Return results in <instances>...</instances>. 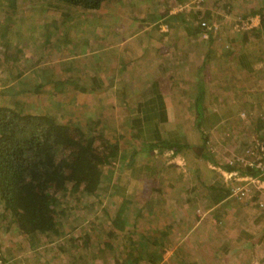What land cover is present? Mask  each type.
Here are the masks:
<instances>
[{"label":"crops","instance_id":"crops-1","mask_svg":"<svg viewBox=\"0 0 264 264\" xmlns=\"http://www.w3.org/2000/svg\"><path fill=\"white\" fill-rule=\"evenodd\" d=\"M144 1L140 11L135 0L102 4L97 12L116 3L121 14L95 20L87 52L64 54V95L75 87L94 95L104 116L108 111L97 123L122 156L105 168L98 197L126 201L137 216L147 215L145 222L157 209L170 210L165 229L152 234L168 254L178 242L164 233H192L206 223L199 225L203 219L190 212L201 200L211 205L205 216L234 212L230 194L214 204L207 188L225 194L224 175L240 169L226 170L242 146L226 138L229 127L252 132V144L264 126V0ZM201 22L217 29L203 37ZM134 23L139 33L123 35L121 28ZM82 71V78L72 77ZM150 230L146 225L143 232ZM110 260L99 255L93 264Z\"/></svg>","mask_w":264,"mask_h":264},{"label":"rangeland","instance_id":"rangeland-1","mask_svg":"<svg viewBox=\"0 0 264 264\" xmlns=\"http://www.w3.org/2000/svg\"><path fill=\"white\" fill-rule=\"evenodd\" d=\"M135 1L137 4L133 5H137L140 11L142 0ZM146 1L152 3V1L158 0ZM0 3H4L0 4V27H3V33H6L8 28L10 30L4 39H0V53L9 55L15 53L16 57L19 56L18 67L23 74L13 83H7L8 78L0 76V104L11 106L21 113L51 116L60 123H72L84 132L90 127L96 128V123L103 120L100 118L101 115H103L102 118L109 117L108 111L104 116L97 110L99 107H96L94 95L80 94L75 87L66 89L67 93L64 95V84L56 85L54 81L64 82V54L73 55V51L76 50L81 51V54L87 52L89 42L92 43L93 38L96 37L95 20L102 21L103 19L100 18L104 17L103 13L119 14L122 7L116 3L107 8L103 6L102 14L100 11L92 13L76 11L73 14L76 25L69 26L72 43L79 39L76 34H81L80 37L83 35L82 38L87 43L80 40L70 45L64 39V25L59 26L58 29L50 30V35H41L46 32L45 30H48L47 25L59 17L57 13L47 7L45 2L18 0L16 3L7 4L1 0ZM7 7H13V9ZM13 10L14 12H12ZM138 13L137 17L141 16V13ZM81 14L84 15L79 18ZM10 22L15 23L17 36L14 34L15 31H11ZM121 29L123 35L127 36L137 34L140 30L137 23L131 26L126 25ZM17 42L19 45L16 44ZM7 43L11 44L6 46ZM29 58L33 59L31 63L26 62ZM39 68H44L43 72H39ZM45 70L47 71L44 72ZM83 73L82 71L80 74H76L77 77H72L75 80L78 77L82 78ZM51 74L53 75L52 84L45 85L38 93H35L34 87L40 82V79H47ZM73 74L75 75V72ZM70 75L71 72H69V77ZM98 128L100 130V127ZM232 129L229 127L230 133L226 135V138L236 139L235 144L242 145L238 148L241 152L234 153V158H242L246 150L252 148L259 134L250 144L252 132L249 131L250 134H248L247 131L239 132L237 129ZM207 147L213 148L210 144ZM215 155L217 152H214L213 156ZM224 156L226 155L218 154L222 160ZM244 170L245 168L239 169V171ZM229 187L230 185H228ZM109 196L110 199L106 196L101 197V195L97 198L80 192L71 193V191L58 194L56 199L58 236L41 238L40 243L35 239V243H37L35 249H30V242L19 234L15 225H10L6 219H0V256L6 260L15 259L17 263L25 262L26 264H93L96 259L93 257L96 252L94 245L98 247L101 245L104 249L99 255L103 258L109 256L110 259L117 257L118 263H121L128 255L137 256L130 250L132 247L130 244L132 241L129 239L130 234L111 236L115 235L116 231L112 225H109L108 220L115 215L124 201H119L113 195ZM99 198L102 202L98 200ZM163 204L165 202L158 201L159 206L162 207ZM208 204L210 203L207 200H201L196 207L190 208L192 216L196 213L198 218L203 219L199 225L206 222L203 226H197L198 228L195 230L192 229V233L185 230H178L172 234L164 233L166 239L176 241L178 245L176 249H170L168 254L164 253L162 263L264 264V190L255 194L251 199L231 204L235 209L229 215H224L226 211L223 215L221 212L218 215L214 210L205 216V210L211 206ZM129 206L126 207L127 210L122 217L128 223V228L133 229L132 226H134L136 229V234L132 238L135 241L141 239V235L144 236L145 232L143 231H145L146 225L150 227L151 233L149 234L152 235L156 227L165 229L166 221L173 216L170 215V210L165 212L164 209H157L149 215L150 219L146 223L143 219L147 215L142 219L141 216H137L135 207ZM181 214H185V211ZM189 218V222L197 223L192 217ZM158 235L163 236V233ZM77 239L83 240L85 244L83 243V246L78 250L72 249L74 255L69 257L68 253L64 252V248L71 247ZM104 243H110V247L102 246ZM78 244L79 242H76V245ZM224 248L227 249V252H224ZM190 250L191 253L188 256ZM176 253L179 254L178 259L174 257Z\"/></svg>","mask_w":264,"mask_h":264},{"label":"trees","instance_id":"trees-1","mask_svg":"<svg viewBox=\"0 0 264 264\" xmlns=\"http://www.w3.org/2000/svg\"><path fill=\"white\" fill-rule=\"evenodd\" d=\"M2 1L10 4L18 0ZM33 1L45 2L47 7L59 16L56 21L47 25L48 30L41 35H50V30L64 25V39L71 45L80 40L87 43L83 38L72 43L69 26L76 25L73 16L76 11L92 13L98 11L105 2L118 0ZM11 8L13 9V7L8 9ZM135 8L137 7L133 6V9ZM83 15L81 14L79 18ZM9 25L11 31H15V23L10 22ZM2 28L0 27V39H4L5 35L10 33L9 28L6 33H3ZM14 34L17 36L16 31ZM206 34V31L203 32V35ZM9 44L11 43H7L6 46ZM16 44L19 45L18 42ZM14 54L0 53V76L8 78L7 83H13L23 75L18 67L19 56L16 57ZM32 60L29 58L26 62L31 63ZM64 69L67 71L69 68L66 66ZM43 70L44 68H39V72ZM52 80V74L47 79H40L34 87L35 93L45 85L52 84ZM54 84L60 85L64 82L54 81ZM98 127L99 123H96V128L90 127L84 132L72 123H60L44 114L21 113L11 106L0 104V219H6L10 225H15L19 234L30 242V249L37 248L35 239L40 243L41 238L58 236L57 195L71 191V193L80 192L98 198L105 168L122 156L120 146ZM263 127L259 130L261 131ZM233 169L235 170L234 167H226L228 171ZM239 172L241 175L259 176L258 172L249 167ZM260 177L264 181V175ZM207 189L211 191V200L214 204L220 203L230 194L229 191L222 194V190L214 187ZM98 200L101 201L100 198ZM233 201L237 202L235 199ZM126 203L123 202L115 215L108 220L109 225H112L116 231L115 235L111 236L130 234L129 239L132 241L130 250L137 256L126 255L121 263H118L117 257H113L109 264H161L165 250L159 238L145 232L144 236L141 235V239L132 240L136 229L134 226L133 229L128 228V223L122 217L127 210ZM76 242L79 244L76 245ZM76 242L71 247L64 248V252L68 253L69 257L74 255L72 249L78 250L84 243L79 239ZM105 245L110 247V243H104L102 246ZM94 246L96 254L94 253L93 257L97 258L104 249L101 245ZM224 249V252H227V249ZM178 255L176 253L174 257L178 259Z\"/></svg>","mask_w":264,"mask_h":264},{"label":"built area","instance_id":"built-area-1","mask_svg":"<svg viewBox=\"0 0 264 264\" xmlns=\"http://www.w3.org/2000/svg\"><path fill=\"white\" fill-rule=\"evenodd\" d=\"M247 25V24H245ZM201 27L207 30H215V25L209 26L206 22H201ZM206 37V35H203ZM227 164L232 167H239L247 169L252 168L254 171L259 173V176L241 175L238 174L239 170H235L224 175L225 181L229 182L230 197L237 200L243 201L251 199L255 194L260 193L264 190V181L260 176L264 175V127L259 132V137L255 140L251 149H247L242 158H232L227 161ZM240 173V172H239ZM262 206V205H261ZM0 264H26L25 262L17 263L16 260H5L0 256Z\"/></svg>","mask_w":264,"mask_h":264}]
</instances>
